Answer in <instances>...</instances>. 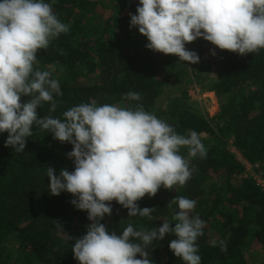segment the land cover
I'll return each instance as SVG.
<instances>
[{
    "label": "trees",
    "instance_id": "16d2710c",
    "mask_svg": "<svg viewBox=\"0 0 264 264\" xmlns=\"http://www.w3.org/2000/svg\"><path fill=\"white\" fill-rule=\"evenodd\" d=\"M45 2L69 31L37 53L36 67H54L52 78L59 80L63 93L54 97L55 112H49L48 102L42 103L37 109L41 117L62 119L70 107L92 101L97 106L142 104L178 134L198 133L206 149L203 159L199 155L190 159L195 171L184 186L171 190L161 186L155 197L146 195L137 202L140 208H156L149 217H129L127 209L112 201V214L101 223L117 234L129 224L136 230L160 227L164 221L172 222L178 211L168 202L184 196L196 202L191 215L205 222L204 234L197 240L201 264H254L250 254L259 256L264 248V189L253 177L243 176L245 165L231 147L257 164L264 176V49L240 56L203 38L186 44L205 57L199 62L206 73L197 81L218 99L219 111L205 116L188 103L185 89L183 96L176 94L183 83L194 80L187 62L147 49V38L130 29L129 13H136L139 0ZM133 91L141 100L124 99ZM164 94L166 102L159 100ZM7 136L0 133V264H78L72 245L91 221L86 211L70 203L74 198L70 193L50 194L46 175L49 166L56 175L64 168L74 170L66 155L73 146L54 140L53 134L35 125L23 152L5 147ZM187 152L182 148L180 154L188 158ZM54 221L65 234L57 231ZM172 239V234L166 235L146 249L152 264H184L169 249ZM212 240L227 241V251L221 252L218 244L213 247Z\"/></svg>",
    "mask_w": 264,
    "mask_h": 264
},
{
    "label": "clouds",
    "instance_id": "9594fccd",
    "mask_svg": "<svg viewBox=\"0 0 264 264\" xmlns=\"http://www.w3.org/2000/svg\"><path fill=\"white\" fill-rule=\"evenodd\" d=\"M129 15L130 29L147 38V49L190 64L199 63L200 57L185 45L198 38L240 56L264 49V0H139L136 13ZM68 31L69 25L45 0H0V133L8 134L4 146L23 152L34 125L73 146L66 155L74 170L64 168L56 175L49 166L46 175L50 194L70 193V203L86 211L91 221L72 245L78 264H152L146 249L169 234L175 237L169 249L177 258L184 264H201L197 240L205 222L191 215L196 204L192 199L173 197L167 206L175 204L178 211L172 222L160 227L136 230L129 224L117 234L101 223L112 214V201L127 209L129 217H149L156 208H140V199L155 197L161 186H184L195 171L190 159L206 156L198 133L178 134L142 104L97 106L92 101L70 107L62 119L38 114L44 102L50 104V113L55 112L54 97L63 93L59 80L52 78L54 67H36L37 53ZM124 99L139 101L141 96L133 91ZM182 148L188 149V158L180 154ZM211 244L227 251L225 240Z\"/></svg>",
    "mask_w": 264,
    "mask_h": 264
},
{
    "label": "rangeland",
    "instance_id": "374dc122",
    "mask_svg": "<svg viewBox=\"0 0 264 264\" xmlns=\"http://www.w3.org/2000/svg\"><path fill=\"white\" fill-rule=\"evenodd\" d=\"M196 42H192L191 44H195ZM187 48V45H185ZM188 49V48H187ZM205 57H201L200 60H203ZM205 65L203 62H199L196 64H190L187 62V69L189 73L194 77V80L189 83V84H184L182 88L176 94L178 96H183V89H185V92L187 93V101L188 103L191 104V106L199 110L200 113H202L205 116L208 115H214L219 111V104H218V99L216 97V94L212 92L210 89L203 87L200 82L197 81V77L201 74H205L206 72L204 71ZM211 79H215V75L211 74ZM166 94H164L159 100L166 102ZM255 228V226H253ZM261 253L259 256L258 254L251 253L250 255L252 259H254V264H264L263 259L261 257H264V248L261 249ZM251 264H253L251 262Z\"/></svg>",
    "mask_w": 264,
    "mask_h": 264
},
{
    "label": "built area",
    "instance_id": "2783aa9c",
    "mask_svg": "<svg viewBox=\"0 0 264 264\" xmlns=\"http://www.w3.org/2000/svg\"><path fill=\"white\" fill-rule=\"evenodd\" d=\"M232 151L236 152L238 154L239 159L243 162L245 165V170L243 172V176L245 177H253L256 181L257 184L260 185L264 189V176L262 173H259L256 169H258L257 164H251L248 162L242 155L239 153L237 149L234 147H231Z\"/></svg>",
    "mask_w": 264,
    "mask_h": 264
}]
</instances>
